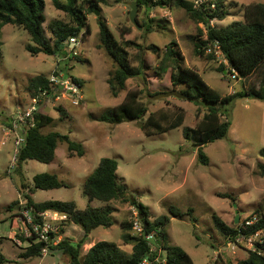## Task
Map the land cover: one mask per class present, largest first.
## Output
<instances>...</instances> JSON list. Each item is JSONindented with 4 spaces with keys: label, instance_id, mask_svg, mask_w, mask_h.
<instances>
[{
    "label": "rangeland",
    "instance_id": "374dc122",
    "mask_svg": "<svg viewBox=\"0 0 264 264\" xmlns=\"http://www.w3.org/2000/svg\"><path fill=\"white\" fill-rule=\"evenodd\" d=\"M45 1L43 27L45 35L52 38L50 23L69 22L70 17L57 9L52 0ZM133 1L107 0V3L100 4L99 14L96 11L87 13L89 29L83 30L81 41L76 45L67 43L69 47L53 55H32L26 49V45L32 43L31 37L24 28L7 24L0 33L3 50L0 58V247L8 260L3 264H70L68 255L52 248L45 256L25 258L22 254L28 247L27 237L20 229L24 225L17 214L25 208L26 195H31L36 202L74 200L79 209L104 205L96 199L90 201L83 194L88 175L104 157L118 161L119 179L126 185L132 199L149 207L151 221L162 215L170 216L166 226L167 243L184 248L194 264H213L219 256L234 263L248 257L247 248H237L234 253L227 246L230 240L215 227L213 214L234 225L237 212L241 217L249 216L262 204L264 176L258 164L264 163L260 154L264 148V101L245 96L236 98L227 106L231 129L226 138L204 147L209 158L204 164L199 158L198 147L184 135L185 127L194 128L201 120L206 112L204 106L174 96L153 97L159 92L186 89L184 85L175 87L172 84L171 70L162 79L156 75L162 54L167 45L176 42V48L184 56L182 65L198 69L221 94L243 90L244 83L241 78L232 77L227 70L229 63L219 52L214 56H210L209 51L204 55L197 53L198 28L205 29V26L192 20L184 8L158 5L147 15L144 8L138 6L136 22H133ZM252 2L264 3V0H226L229 13L224 20H212L211 25L225 26L234 20H242L244 5ZM100 17L106 21L118 44L128 50L131 63L140 66L144 62V75L128 79L118 96L113 95L108 83L117 63L102 44ZM150 18L155 21L149 30L144 22ZM127 40L133 43L128 46L125 44ZM223 65L227 68L224 71ZM55 72L81 80L83 98L75 104V97L60 91V98L44 100L41 111L54 117V121L42 131L69 134L73 140L83 143L85 154L80 157L76 152L71 153L68 143L60 142L52 162L30 159L18 167L14 133H8L11 116L30 104L31 78L39 75L49 78ZM253 81L248 79L246 86H251ZM129 91L139 93L141 101L146 104L148 111L144 119L119 124L102 121L100 118L119 105ZM181 109L185 121L179 128L153 135H147L141 129L142 121L150 113L162 112L174 119ZM42 172L57 174L67 186L32 191L34 175ZM223 193L233 194L235 201L222 197ZM110 204L116 209L112 226L92 231L81 249L82 259L89 248L101 240L115 241L127 253L132 252V245L122 239V222L133 223L134 211L138 210L130 202L114 201ZM171 206L183 212L192 207L194 212L177 218L170 213ZM131 234L134 235L133 230ZM68 236L77 244L84 231L76 225L69 230Z\"/></svg>",
    "mask_w": 264,
    "mask_h": 264
},
{
    "label": "trees",
    "instance_id": "16d2710c",
    "mask_svg": "<svg viewBox=\"0 0 264 264\" xmlns=\"http://www.w3.org/2000/svg\"><path fill=\"white\" fill-rule=\"evenodd\" d=\"M136 1L139 7L144 8L147 15L152 8L158 5L184 8L192 20L197 24L203 23L205 26V29L198 28L200 36L196 38L197 53L204 55L209 51L211 52L210 56H214L217 51H220L230 66L227 69L223 65L222 70L227 69L229 73L235 71L237 78H241L244 83L243 90L227 95L221 94L204 79L198 69L182 65L184 56L176 48L178 47L176 42L167 45L162 54L156 75L162 79L171 70L172 84L175 87L184 85L186 89H182L180 92L187 96L186 99L201 104L206 109L194 128H184V135L193 141L194 146L198 147L200 160L207 164L209 158L204 152V147L209 143L226 138L231 129L232 121L227 116V106L236 98L245 96L264 101V3L246 4L243 7L244 18L242 20H234L225 26H215L211 25L212 20H224L229 13L226 0H210L200 6L191 0ZM52 2L57 9L64 11L70 17L69 22L50 23L49 29L52 38L45 35L43 27L46 21L45 0H0V33L5 25H15L29 32L32 43L27 44L26 49L32 55L39 53L53 55L58 51L63 52L70 46L72 37H77L83 30L89 29L87 13L100 9V4L107 3V0H52ZM212 4H215L214 8L211 7ZM154 21V18L147 19L144 26L146 25L150 30ZM98 24L102 44L117 63L108 83L113 95L118 96L119 92L125 89L128 79L144 75V62L140 66H134L130 61L128 50L118 44L106 21L100 17ZM50 39H53L54 42L52 43ZM132 43L129 40L125 42L128 46ZM152 49L157 50L156 47H152ZM2 56L3 50L0 42V58ZM248 79H254L253 84L249 87L246 86ZM74 80L82 86L81 80L77 78ZM46 88H50L48 77L39 75L31 78L29 85V89L32 91L31 96ZM139 96L136 91H129L119 105L109 110L100 119L116 124L144 119L148 108ZM53 121L54 117L45 113L36 115L35 125L29 129L26 142L18 155V167H22L30 159L45 163L52 162L56 157L60 142L68 143L71 153L76 152L80 157L85 154L83 143L73 140L69 134L58 131L48 133L42 131ZM184 121L185 113L182 109L174 119H169L162 112H152L142 121L141 129L147 135L160 134L179 128L184 124ZM260 154L264 157V148ZM118 167L119 163L115 158L104 157L85 181L84 196L88 197L90 201L96 199L106 203L100 207L89 205L85 209H79L74 200L36 202L31 195H26L28 206L33 207L36 213L46 210L65 212L69 214L71 222L80 226L84 231V236L77 244H74L67 235L58 245L51 246V248L62 250L68 255L70 264H138L149 255L152 259L156 257L165 259V263L155 264H194L193 258L184 248L179 245H168L166 226L171 220L170 216L162 215L151 221L149 207L130 197L126 185L117 175ZM258 167L261 175L264 176V163L260 162ZM62 186H67V184L57 174L42 172L34 175L32 191L61 188ZM221 196L235 201V197L231 193H223ZM114 201L130 202L135 206L139 214L143 216L142 221L147 224L146 231H156L161 237V245L155 244L154 251H151L152 246L148 240L131 234L133 223L123 221L122 239L126 244L132 245L131 253L124 251L115 241L101 240L90 247L82 259L81 249L92 231L99 227L109 228L112 226V215L115 208L110 203ZM14 204H18V202ZM169 211L174 217L184 218L186 215H191L194 209L190 207L187 212H183L178 207L171 206ZM258 212L263 214V218L259 223L246 230V233H253L264 227V197L256 213ZM213 222L218 231L230 241L235 239L239 232L237 223L229 225L216 213L213 214ZM43 246V242L33 243L26 248L22 255L25 258L42 257ZM163 251H166V256L163 255ZM7 261L0 248V264ZM213 264H264V244L260 245L259 250H248V257L240 262L234 263L219 256Z\"/></svg>",
    "mask_w": 264,
    "mask_h": 264
},
{
    "label": "built area",
    "instance_id": "2783aa9c",
    "mask_svg": "<svg viewBox=\"0 0 264 264\" xmlns=\"http://www.w3.org/2000/svg\"><path fill=\"white\" fill-rule=\"evenodd\" d=\"M210 0H196V5L208 2ZM215 4L211 7L214 8ZM84 32L80 33L77 37H72L70 40L73 45L78 44ZM221 54L220 51H217ZM226 61V60H225ZM233 78H237V73L235 71L231 72ZM50 88L40 90L39 93L33 95L30 100V104L23 109H18L11 117L10 129L8 133H14L15 137V160L18 159V155L23 148L27 133L31 127L35 125V117L39 113H43L42 103L45 100L48 102L51 98H60V91L69 94L73 98L75 104H78L80 99H82L81 85L77 83L72 77L66 76L64 74L53 73L50 77ZM135 219L133 221V233L135 236H141L148 240L149 244L152 246L151 251H154V245L157 244L156 236L158 235L156 231L147 232L144 222L142 221V216L139 212L134 211ZM23 222V230L25 236L27 237L26 242L28 247L33 243L43 242L44 246L41 249L42 255H47L51 246L58 245L69 232V227L71 222L69 214L65 212H60L57 210H46L44 212L36 213L33 207L28 206V201L25 202V208L18 214ZM263 218L261 212L250 214L249 216L240 217L238 224V234L235 239L231 240L227 246L231 247L233 252L236 253L237 248H242L246 250H259L260 245L264 244V227L257 229L253 233H246V230L251 228L253 225L260 222ZM20 242V241H19ZM244 247V248H243ZM163 262L165 259L162 257H156L152 259L149 256L144 257L138 264H155Z\"/></svg>",
    "mask_w": 264,
    "mask_h": 264
},
{
    "label": "water",
    "instance_id": "95a60500",
    "mask_svg": "<svg viewBox=\"0 0 264 264\" xmlns=\"http://www.w3.org/2000/svg\"><path fill=\"white\" fill-rule=\"evenodd\" d=\"M138 6L139 5H138L136 0L131 3V7H132L131 20L133 22H136L135 15L137 13ZM96 14H99L98 9H96ZM172 96L177 97V98H182V99H186L187 98V96L185 94H183L182 92H180L177 89H174V90H171V91H167V92H159V93L155 94L153 97L155 99H162V98H167V97H172ZM141 218H143V216ZM239 220H240V214L237 212L235 223H238ZM144 225H145V228L147 229V224L145 222H144ZM156 240H157V244L161 245L162 240H161L160 235L156 236Z\"/></svg>",
    "mask_w": 264,
    "mask_h": 264
},
{
    "label": "crops",
    "instance_id": "0c3cea01",
    "mask_svg": "<svg viewBox=\"0 0 264 264\" xmlns=\"http://www.w3.org/2000/svg\"><path fill=\"white\" fill-rule=\"evenodd\" d=\"M77 205H78V204H77ZM104 205H105V203H104ZM102 206H103V205H102ZM96 207H97V206H96ZM113 207H114V206H113ZM78 208H79V207H78ZM114 208H115V207H114ZM114 212H116V209H115ZM17 215H18V214H17ZM75 227H76V224H74V223L72 222V223L70 224L69 230L72 229V228H75ZM94 244H95V243H94ZM94 244H93V245H94ZM93 245H92V246H93ZM0 248H1V247H0Z\"/></svg>",
    "mask_w": 264,
    "mask_h": 264
},
{
    "label": "clouds",
    "instance_id": "9594fccd",
    "mask_svg": "<svg viewBox=\"0 0 264 264\" xmlns=\"http://www.w3.org/2000/svg\"><path fill=\"white\" fill-rule=\"evenodd\" d=\"M241 217V216H240Z\"/></svg>",
    "mask_w": 264,
    "mask_h": 264
}]
</instances>
